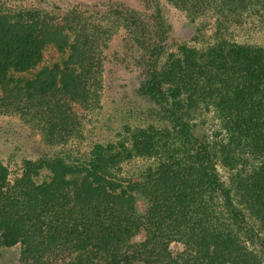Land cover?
<instances>
[{"label":"trees","instance_id":"16d2710c","mask_svg":"<svg viewBox=\"0 0 264 264\" xmlns=\"http://www.w3.org/2000/svg\"><path fill=\"white\" fill-rule=\"evenodd\" d=\"M135 1L143 11L0 9V117L32 120L52 147L82 137L101 104L102 47L124 29L161 121L124 119L117 141L25 159L14 178L0 162V250L19 245L21 264H264V49L222 33L264 0H166L189 25L209 7L218 16L213 43L176 50L160 0ZM201 106L219 130L200 129Z\"/></svg>","mask_w":264,"mask_h":264},{"label":"rangeland","instance_id":"374dc122","mask_svg":"<svg viewBox=\"0 0 264 264\" xmlns=\"http://www.w3.org/2000/svg\"><path fill=\"white\" fill-rule=\"evenodd\" d=\"M101 1L124 3L137 10H144L135 0H0V9L10 13L39 10L57 14L64 13L76 5L89 7ZM160 2L173 30L171 44L175 50L176 46L184 41L198 49L206 48L214 42L218 16L213 9L209 7L199 16L196 25H189L183 13L166 0ZM87 16L98 22L103 21L93 12L87 13ZM224 27L222 33L228 40L264 49V1L259 6L258 13L246 16L240 23L224 24ZM193 38L196 40L193 41ZM101 51L103 61L101 104L99 109L89 116L90 123L85 125L82 137L72 139L64 146L52 147L45 142L32 120L27 122L18 115L0 117V162L8 167L12 178L21 175L25 159L37 161L39 158L53 157L56 154H64L70 159L83 158L89 155L95 144L117 141V133H120L118 129L121 128L120 121L124 119L130 125L160 126V119L151 112V109H155L153 104L141 98L138 93L143 76L135 63L140 59L138 55L141 52L137 50L128 33L120 29ZM48 55L50 58L46 64L57 61L54 50ZM196 119L200 129L208 130V133L220 129L219 121L212 109L206 111V108L201 106ZM139 164L142 165L137 160L124 163L122 169L125 173H132ZM220 173L223 181L227 182V173L222 169ZM172 248L174 251L181 250L177 245ZM20 252L19 245L0 250V264H21Z\"/></svg>","mask_w":264,"mask_h":264}]
</instances>
